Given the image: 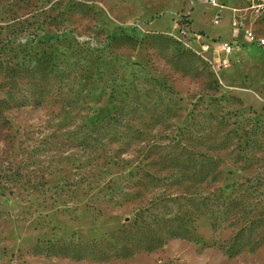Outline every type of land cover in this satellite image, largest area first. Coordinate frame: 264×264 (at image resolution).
I'll return each mask as SVG.
<instances>
[{"label": "rangeland", "instance_id": "obj_1", "mask_svg": "<svg viewBox=\"0 0 264 264\" xmlns=\"http://www.w3.org/2000/svg\"><path fill=\"white\" fill-rule=\"evenodd\" d=\"M219 2L0 0V264H264V50L178 21Z\"/></svg>", "mask_w": 264, "mask_h": 264}, {"label": "built area", "instance_id": "obj_2", "mask_svg": "<svg viewBox=\"0 0 264 264\" xmlns=\"http://www.w3.org/2000/svg\"><path fill=\"white\" fill-rule=\"evenodd\" d=\"M213 6H219L220 10H225L226 5L220 4V0H206ZM241 5L234 9L235 15L231 20V37L215 41L213 38L202 33L191 31V17L185 15L179 18L180 29L184 35H192L200 40L203 51L218 50L219 65L228 67L231 65V56L236 48L244 43L255 45L264 50V0H241ZM222 15V14H221ZM222 19L223 17L220 16ZM220 19L216 22H220ZM262 23V30H258V25ZM261 27V25H260Z\"/></svg>", "mask_w": 264, "mask_h": 264}, {"label": "crops", "instance_id": "obj_3", "mask_svg": "<svg viewBox=\"0 0 264 264\" xmlns=\"http://www.w3.org/2000/svg\"><path fill=\"white\" fill-rule=\"evenodd\" d=\"M230 25H231V21H230ZM230 35H231V33H230Z\"/></svg>", "mask_w": 264, "mask_h": 264}]
</instances>
